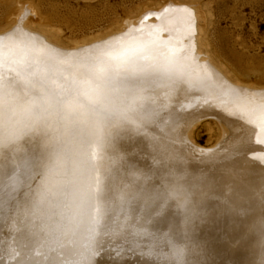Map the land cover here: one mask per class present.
I'll list each match as a JSON object with an SVG mask.
<instances>
[{
    "label": "bare ground",
    "instance_id": "obj_1",
    "mask_svg": "<svg viewBox=\"0 0 264 264\" xmlns=\"http://www.w3.org/2000/svg\"><path fill=\"white\" fill-rule=\"evenodd\" d=\"M187 8L72 47L25 16L0 33V264H264V87Z\"/></svg>",
    "mask_w": 264,
    "mask_h": 264
},
{
    "label": "rangeland",
    "instance_id": "obj_2",
    "mask_svg": "<svg viewBox=\"0 0 264 264\" xmlns=\"http://www.w3.org/2000/svg\"><path fill=\"white\" fill-rule=\"evenodd\" d=\"M185 5L208 15L207 48L213 64L239 79L241 85L264 87V0H0V33L14 32L25 16L34 32L55 31V37L66 47L83 39H128L141 19L146 23L168 21L186 12ZM179 21L172 27L185 32V27L175 26ZM171 37L175 38V33ZM221 130L217 118L209 116L193 126L190 134L198 144L207 146L219 140ZM263 161L250 164L259 166Z\"/></svg>",
    "mask_w": 264,
    "mask_h": 264
}]
</instances>
